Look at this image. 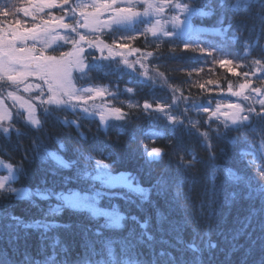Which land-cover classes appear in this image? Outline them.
<instances>
[{
    "label": "snow or ice",
    "instance_id": "obj_1",
    "mask_svg": "<svg viewBox=\"0 0 264 264\" xmlns=\"http://www.w3.org/2000/svg\"><path fill=\"white\" fill-rule=\"evenodd\" d=\"M216 3L233 13L247 12L255 6L254 22L248 25L249 32L256 33L255 39H241L244 21L233 25L229 19L224 26L223 14L217 27L194 26L193 18L215 13L209 3L200 5L198 0L0 3V140L10 142L13 135L19 140L26 135L22 129L40 132L48 117L64 113L63 118L57 116V122L64 128H75L83 141L87 139L81 131L84 121L98 118V131L107 134L112 128H125L136 111L142 109L149 118L164 120L168 126L167 134L154 129L145 133L153 143L157 139L168 140L166 145L150 149L146 144L141 146L146 165L158 164L168 155L176 160L178 172L193 170L199 158L194 151L185 150L181 133H187L199 138L211 169L210 184L203 193L207 198V220L199 225L187 215L179 222L170 218L177 208L184 209L183 199H190L182 191L185 179L179 175L161 173L150 187H145L131 172L114 173L115 161L108 162L111 153L96 156L93 151L85 152L75 145L70 148L60 137L52 148L34 137L23 159L31 154L50 165L54 180L52 187H37L33 191L13 186L24 170L13 164L10 156L5 161L3 156L9 154L0 146V171L6 173L0 175V197L47 201V216H57L67 209L89 221L87 225L24 223L11 214L0 216L9 221L0 229V240H6L14 251L21 241L27 243L30 229L47 233L63 228L73 237L70 242L55 238L48 245L51 254L43 260H34L25 253L23 264H264V44L260 43L264 36V0ZM209 34L218 37L220 43L209 41ZM141 37L145 47H134L133 42ZM237 43L242 50L233 53L231 46ZM149 46L152 50H148ZM163 46H167V53ZM188 52L200 54L190 58L193 62L210 57L214 64L239 77L235 86L227 81L228 96L223 95L218 81L192 82L191 86L201 92L213 91L206 84L220 89L214 107L211 99L198 102L191 93L185 95L184 89L170 83L166 72L161 71L164 61L183 59L181 54ZM176 70L191 78L193 72L199 75L203 68ZM93 73L116 80L101 83ZM123 76L131 79L121 89ZM133 79L136 85L153 90L166 85L171 93L170 102L145 99L141 104L134 100L137 87L128 86ZM122 94L129 98L120 100ZM229 97L237 100L231 101ZM230 133H245L242 142L248 147L238 152L242 168L216 163L218 140L233 147L237 143V137ZM69 151L75 159L65 158ZM223 152L220 149V154ZM248 156L252 159H246ZM65 171L71 174L64 175ZM218 172L223 173L224 185L232 189L223 202L218 195ZM115 201H123L125 207L122 209ZM236 205L246 206L245 214L238 213L229 225L228 218ZM200 207H204L203 200ZM200 215L203 217L204 212ZM214 221L225 226L218 224L216 230ZM189 227L191 239L185 240L184 230ZM21 228L24 236L20 234ZM214 231L216 240L212 238ZM77 232L82 234V257L73 256ZM6 255L0 253V264H10Z\"/></svg>",
    "mask_w": 264,
    "mask_h": 264
},
{
    "label": "trees",
    "instance_id": "obj_2",
    "mask_svg": "<svg viewBox=\"0 0 264 264\" xmlns=\"http://www.w3.org/2000/svg\"><path fill=\"white\" fill-rule=\"evenodd\" d=\"M4 0H0V3H3ZM11 3L19 5L22 3V0H10ZM235 2V0H233ZM200 5L209 3L212 8L215 9V13L210 17H195L193 18L192 23L194 26L203 27V28H213L219 26L218 20L221 14L224 15V26H227L229 19L236 25L242 21L245 22L243 28V33L241 39H255V32L250 33L248 30V25H251L254 22L255 14L257 8L253 6L249 11L245 12L240 10L237 13H233L230 10L221 9L216 3V0H198ZM57 15L59 13L57 12ZM23 19V16H20ZM12 19V17H9ZM239 34V33H238ZM229 36L232 35L231 32L228 33ZM150 39V37H149ZM207 39L213 43H220L218 37H215L211 34L207 36ZM260 43L264 44V36L260 38ZM134 47L144 48V38L141 37L133 42ZM148 50H152L149 46ZM241 46L239 43L231 46V51L233 53L241 51ZM163 51L167 53V46H163ZM259 52V49L256 50ZM256 54V53H254ZM184 58L180 60H166L164 61L165 66L161 68V71H165L170 83L180 85L184 89V94L189 95L193 100L198 102H206L207 100H212V106H215L216 99L220 98V89L216 88L215 85H207L206 87L213 88L211 93L201 90L198 87H192L191 84L194 81H200L201 83H206L209 79L213 81H218L220 88L224 89L223 95L227 96L226 91L227 81L231 80L236 85V82L239 80V77H236L228 72L227 68H222L219 64H214L212 59L209 57L207 61H196L193 62L191 57L200 55L199 53H183L181 54ZM203 68V71L197 75L193 72L192 77L189 78L186 72L178 71L176 69L180 68ZM240 71V69H238ZM98 82L109 83V81H115L116 77H103L100 74L93 73ZM131 79L128 76H123L120 79V88L123 89L125 83ZM184 81H189V83H184ZM128 86L137 87V93L133 98L136 101H139L141 104L145 99H148L150 102L154 99L156 100H165L170 102L171 93L168 91L167 86L156 87L154 90L147 87H140L135 84V80ZM129 98L128 94H122L120 100H127ZM128 111L127 108H125ZM135 111V110H134ZM64 113H57L52 117H48L44 126V129L40 132L29 131L27 129H22L26 132V135L20 137L19 140L13 135L10 142H5L0 140V146H2L9 155L3 156L5 161L9 160L11 157V162L15 165L23 167V173L18 177L17 182L13 185L16 188H29L33 191L37 187H52L54 177L51 175L50 165L44 164L38 158H33L30 154L27 159H23L25 150L31 148L32 138L38 137L44 140L50 147L54 148L56 146L55 141L57 137H60L68 143L71 148L73 145L82 148L85 152L93 151V154L96 156H107L111 153L109 163L115 161L113 171L114 173L120 172H131L135 175L145 187H150L154 182L156 177L165 173L167 175H179L185 179L183 186V193L185 196L190 197V199H183L182 203L184 204V209L181 210L177 208L170 217L171 219L176 220L177 222L181 221L185 215H187L189 220L197 222L199 225H203L204 221L207 220V198L203 196L204 190L209 186V174L211 169L207 163V152L204 148L201 147L199 138L195 135H189L187 133H181L184 139V147L186 152L194 151L199 160L195 168L190 172L177 171L176 160L170 158V156H164L162 162L158 164H153L151 166L146 165L142 158V145L146 144L150 149L153 146H163L168 143L167 139H157L155 143L147 138L145 133L150 129L157 131H163L166 134L168 133V126H166V121L164 120H154L149 118L143 113V110L136 111V115L132 118L131 122L123 129L112 128L107 134L102 130L98 131L99 121L98 118L93 121H84L82 123L81 131H83L87 137L86 140H80L75 128H64L57 122V116L59 118L64 117ZM136 116L139 118L137 119ZM193 116L195 114L193 113ZM206 114L202 115L200 118L203 119ZM72 118V117H69ZM245 133H230V136L237 137V143L235 147L229 145L224 140H218L216 142V151L218 154L217 164L225 165L229 167L242 168L243 164L240 163V158L238 152L241 148H247L248 145L243 143ZM250 135V134H249ZM135 137V139H133ZM172 137L169 135L168 137ZM220 149H223V154H220ZM66 159H75V156L71 151L65 154ZM246 159H252V156L246 157ZM259 163V161H258ZM83 161H81V166ZM74 171V170H73ZM5 172L0 171V175H4ZM64 175L71 174L68 171L63 173ZM47 181V185L42 183ZM217 185L220 187L219 199L221 202L224 201L225 197L229 196V193L232 191L231 188H228L224 185V176L222 172L217 173ZM75 187V185H73ZM58 188V180H57ZM155 199V196H153ZM204 202V207L201 209V202ZM121 205L123 209L125 207L123 201H115ZM55 203V201H52ZM163 203V201H161ZM47 201L35 200H17L13 196L0 197V216L14 215L19 217L24 223H34L36 221H55L58 224H89L87 218L83 215L73 214L70 210L65 209L61 214L57 216H47L48 211ZM245 207L241 205H236L232 209V214L228 218V224L232 222V218L238 213L240 215L245 214ZM201 211L204 212L203 217L200 215ZM227 211V209H225ZM132 212H136L135 208L132 207ZM139 214V213H136ZM9 221L0 219V229L3 228V225L7 224ZM154 223V221H153ZM224 227L225 225L220 221H214L213 227L217 229V225ZM7 232L9 230L3 229ZM21 236L25 235L24 230H20ZM27 243L25 244L21 241V244L18 247V250L13 249L9 246L6 240H0V253H6V258L10 261V264H23L24 255L27 253L34 260H43L45 255L51 254V248L48 247L55 238H59L62 242H70L73 237L63 228L50 229L47 233H44L42 229H30L27 231ZM42 237H45L42 239ZM214 240L218 239L213 232ZM77 242L74 245L73 256L79 255L82 257L84 255V249L79 245L82 241V234L77 232L74 237ZM184 239H191V228H186L184 230Z\"/></svg>",
    "mask_w": 264,
    "mask_h": 264
},
{
    "label": "rangeland",
    "instance_id": "obj_3",
    "mask_svg": "<svg viewBox=\"0 0 264 264\" xmlns=\"http://www.w3.org/2000/svg\"><path fill=\"white\" fill-rule=\"evenodd\" d=\"M150 39H151V37H150ZM237 71H239L238 69H237ZM229 95V94H228ZM227 95V96H228ZM229 99L231 100V101H236L237 100V98L236 97H229ZM165 101V100H164ZM224 102H228V101H224ZM6 174V173H5ZM4 174V175H5Z\"/></svg>",
    "mask_w": 264,
    "mask_h": 264
}]
</instances>
